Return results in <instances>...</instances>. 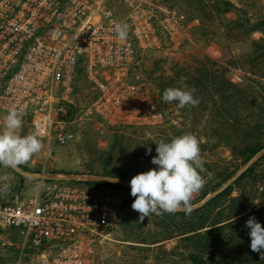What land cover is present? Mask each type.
Segmentation results:
<instances>
[{"label":"built area","instance_id":"obj_1","mask_svg":"<svg viewBox=\"0 0 264 264\" xmlns=\"http://www.w3.org/2000/svg\"><path fill=\"white\" fill-rule=\"evenodd\" d=\"M122 1L0 0V114L17 108L30 134L61 145L83 119L101 135L158 124L153 93L132 80L138 50L183 49L201 22L155 0L131 1L123 19ZM121 22L126 40L115 32ZM85 89L92 97L82 107ZM19 172L18 190L0 191V264H96L95 242L114 231L126 184Z\"/></svg>","mask_w":264,"mask_h":264},{"label":"rangeland","instance_id":"obj_2","mask_svg":"<svg viewBox=\"0 0 264 264\" xmlns=\"http://www.w3.org/2000/svg\"><path fill=\"white\" fill-rule=\"evenodd\" d=\"M131 1L134 0L118 4L121 18L126 19L132 13ZM155 2L179 10L201 22L196 32L190 31V41L183 49L156 52L138 50V63L133 70L132 80L134 83L144 82L151 90L163 112V119L153 126L128 128L109 135H101L94 121L83 119L75 124L73 130L75 137L71 142L61 145L54 141L48 143L41 140V152L27 163L16 168L0 166V176H9L7 183L15 190H18L21 181L20 168L36 174L64 172L68 175L92 174L109 179L115 176L119 178L121 184H126L125 196L119 197L120 208L114 231L110 236L95 242L93 251L96 264H184L190 256L197 255L199 250L190 241H185V235L177 236L180 230L188 232L185 237L193 235L190 233L196 224L193 213L187 217L179 215L183 211L174 214H153L140 222L139 213L131 208L133 202L127 203L131 197L130 180L139 173L158 168L151 161L157 155L156 143L161 137L172 139L185 133L197 136L204 162L210 163L215 170H223L230 165V150L225 146L215 149L212 147L217 141L212 134V115L202 116L198 110L181 108L176 101L164 102L160 86L164 85L166 80L174 78L176 72L194 67L198 60L209 58L216 61L215 58L219 54L221 60L219 63H226L232 57H243L252 52V40L262 37L259 32L252 33L248 23L254 24L264 17V0H155ZM227 76L232 81L244 85L248 74L241 69L231 68ZM237 76H240L242 82L236 81ZM79 97L82 107H85L92 94L85 89ZM3 117L4 115L0 114V130L3 126ZM19 132L22 136L30 134L26 122L23 121ZM117 137L123 144L121 151L112 149ZM148 148H151L150 154L147 153ZM263 154L254 157L242 171L254 164ZM263 174L264 169H259V176L247 177L234 187L230 196H225L217 202L221 217L228 218L232 213H240L249 204H259L256 198L259 196L260 187L264 185ZM206 180L204 186H212L219 177H206ZM225 187L194 206V210ZM197 195L198 193L194 195L193 200ZM250 211L251 209H248V213ZM167 233L173 238L166 237Z\"/></svg>","mask_w":264,"mask_h":264},{"label":"trees","instance_id":"obj_3","mask_svg":"<svg viewBox=\"0 0 264 264\" xmlns=\"http://www.w3.org/2000/svg\"><path fill=\"white\" fill-rule=\"evenodd\" d=\"M248 26L252 33L262 34L261 38L252 40V52L243 57H232L226 63L209 58L198 60L194 67L176 72L174 78L160 86L162 92L183 85L187 86L185 90L195 89L193 95L199 103L185 106V109L198 110L202 116L211 114L212 134L217 139L213 149L225 146L231 153L230 165L223 170H215L210 163H204L206 172L201 175L206 179L210 172L219 180L212 186H204L192 201L193 205L202 203L209 195L226 187L192 212L196 221L190 232L192 236L185 237L188 234L185 230H180L177 235H185V241H190L199 250L197 255L190 256L197 264H264L260 253L250 248V229L246 226L247 220L255 217L264 227V185L256 198L259 204H249L240 213L224 218L216 205L225 196H230L235 186L247 177L256 178L259 169H264L263 154L242 171L254 157L264 153V17L254 24L248 23ZM231 68L247 72L244 85L228 78ZM160 140L169 142L171 138L161 137ZM122 148V141L117 137L112 149L121 151ZM134 199L131 195L127 203L134 202ZM248 209H251L249 213ZM179 215L189 216L184 212ZM166 235L169 239L173 238L169 233Z\"/></svg>","mask_w":264,"mask_h":264},{"label":"clouds","instance_id":"obj_4","mask_svg":"<svg viewBox=\"0 0 264 264\" xmlns=\"http://www.w3.org/2000/svg\"><path fill=\"white\" fill-rule=\"evenodd\" d=\"M115 32L120 40H126L128 25L117 23ZM186 87L183 85L167 88L163 92V101L166 103L176 101L181 108L188 105L196 106L199 100L194 98L195 89L185 90ZM22 117L23 113L15 107L3 117V126L0 130V166L4 168H16L41 152L42 143L36 134L24 136L20 134ZM156 145L157 155L151 162L158 168L139 173L130 180L131 195L135 197L131 208L139 213L140 222L153 214H174L183 211L190 215L194 210L192 203L194 195L207 183L205 177L201 175L206 169L197 136L185 133L172 138L169 142L160 140ZM147 153H151V148L147 149ZM207 176L211 178L212 173H207ZM9 179L7 175L0 176V182H4L0 191H7ZM108 180L112 183L119 182V178L115 176ZM246 226L250 229L251 250L260 253L261 259H264L262 251L264 227L255 217H250Z\"/></svg>","mask_w":264,"mask_h":264},{"label":"water","instance_id":"obj_5","mask_svg":"<svg viewBox=\"0 0 264 264\" xmlns=\"http://www.w3.org/2000/svg\"><path fill=\"white\" fill-rule=\"evenodd\" d=\"M184 264H197L192 258H188Z\"/></svg>","mask_w":264,"mask_h":264}]
</instances>
